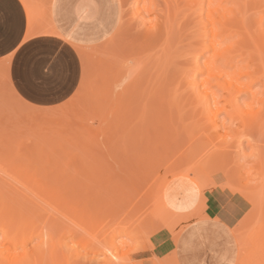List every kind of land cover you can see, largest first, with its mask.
Returning <instances> with one entry per match:
<instances>
[{
	"label": "rangeland",
	"instance_id": "374dc122",
	"mask_svg": "<svg viewBox=\"0 0 264 264\" xmlns=\"http://www.w3.org/2000/svg\"><path fill=\"white\" fill-rule=\"evenodd\" d=\"M27 1L31 4L34 13L30 20L28 11L24 7L28 19V32L24 41L41 35L57 37L69 43L77 51L83 66L81 84L70 100L58 107L37 108L23 102L12 89L8 80L10 58L0 64V71L5 69L6 66L8 67L6 71L0 72V168L4 166L0 169V178L2 177L0 185H5V190L6 188L9 189V192L6 190L7 195L10 192L16 195V197L13 195L15 200L17 196L19 199L24 195L23 200L27 196H30L29 199L31 200V197L35 194L34 192H36L35 189L41 191L42 187H46L43 189L46 191L42 190V194L40 193L43 195L42 198L39 194L33 196L31 201L34 204L29 203L33 207L27 204L28 198L25 201L31 209H40H36L39 212H37L39 217L35 222L38 224L34 228L42 227L47 218L56 223H64V226H69L68 223H82L83 220H80L81 214L85 219L90 218V220L87 219L89 220L87 222L84 219L85 223H94L92 220L95 217L91 215L94 218L92 219L86 213H90L92 208L94 211L97 208L99 210L100 208L97 207L100 206L98 202L107 201V204L102 203L106 204H104L105 212L102 213L103 216L99 213L103 211V206H100L101 210L98 211L100 216H98L97 210L95 211L96 214L92 210L94 212L92 214L98 217L95 223H99L97 225L98 228L100 227L99 231L104 228V236L108 235V228L114 224L115 229L112 235H115L117 243L121 246L120 250L113 254L117 264L125 252L129 253L128 257L132 258L131 263L133 264H173L176 263L174 259L175 244L185 226L198 219L213 217L228 224L237 236L240 244L238 264H264V121L257 127L258 129L253 130L252 140H249L248 137H241V140L237 141L235 138H231L232 134L229 128H235L236 123L235 126L231 125L228 119L225 120V114L218 117L222 129H218L217 132L212 131L204 121L200 122L198 120L202 125L205 123L204 127L207 126L208 129H206L207 127L204 128L207 132L203 131V134L205 133L203 135L200 133L204 130L200 128L202 125L196 123L200 129L197 128L199 129L198 133H195L198 126L193 123L194 119L193 122H189L190 119H188L194 116H190L192 106L188 104V101H191L189 99L190 89L183 83L188 71L187 63H190L188 59L190 58L189 53L192 51L190 44L192 43V33L194 31V17L189 15L190 12L185 7L187 0H108L110 3L105 2L107 9L104 7L103 15L106 18L103 19L98 17V11L96 10L99 2L102 3L101 0L99 2L98 0ZM102 1L104 2V0ZM112 4L113 7L109 14L108 5ZM23 6L25 5L23 4ZM253 11L251 10L252 14ZM255 11L254 14L256 15L254 16L251 15L250 10L247 11L250 17H248L247 12L245 17L243 16L244 27H247L246 30L249 28L250 33L257 30L253 25L254 23L257 26L255 23L257 16V21L260 20L259 14L261 11ZM263 13L262 16H264ZM251 17L254 22H252ZM157 24L160 25L161 30L155 32ZM170 25H173V29L169 28ZM252 26L254 27L253 31L251 30ZM166 29H169V32L171 29V33H168V38L171 37L168 45L164 42V35L166 34L167 37L168 32ZM239 30H242L240 26ZM237 31L233 33V38L236 37H234V34ZM242 31L244 32L245 29ZM239 34L242 33L239 31ZM245 36L248 38L245 34L243 37L238 35V40L240 38L239 41H242L241 39H244ZM235 40L237 39L235 38ZM202 58L200 59L201 64L206 61L205 57ZM204 77L198 78V81L201 78L204 79ZM262 88L256 86L252 90L257 97V104H255L257 106H251L252 109L260 107L259 99L264 96V88ZM171 91H177L173 92V94L176 93L177 100L181 102V99H184L185 101H183L186 102L187 107L185 109L182 107L183 111L180 112L185 114V116H182V119H184L183 117L186 119L184 122L182 119L180 120L177 114L179 110L181 111L180 106L179 110L175 105L172 106L174 109L177 108L178 111L172 108L173 111L170 109L171 106L169 107L170 103H175L173 94H171L173 95L171 96L173 102H170L171 99L168 100ZM244 98L240 100V103H243ZM93 100L96 103L92 102ZM100 105L104 107L103 110H100L102 109ZM199 109H201V106H199ZM158 118H160L159 122L157 121ZM190 126L195 128L194 130L192 127L193 129L191 128L192 130L190 129L189 132L195 133L194 136L191 134L193 138L185 130ZM217 136L221 139H218ZM208 137L209 140L214 139L211 140L213 144L207 139ZM222 137L226 140L225 142ZM193 140L195 143H193ZM190 141L192 143H189ZM60 144L65 145L60 147ZM35 146L37 149L34 148ZM178 153L179 155H177ZM48 156L49 160H45ZM172 157H177V159L172 160ZM76 158H79V160ZM74 159L77 161L74 162ZM171 160L172 162L175 160L174 165L171 164ZM57 161L58 164H56ZM71 161H73V164ZM48 162L50 166L47 165ZM62 162L68 163L66 168ZM166 162H170L168 169ZM25 163H29L28 166ZM70 163L72 166L69 165ZM81 163L83 166L80 165ZM11 164L13 166L10 167ZM53 164H56L57 167ZM74 164L77 168L74 167ZM155 164L157 165L154 166ZM29 165L32 169L30 171L29 168V172H26L25 168L28 170ZM48 166V170L54 166L58 171L62 167V169L67 170V174H62L63 171L60 170V175H58L59 172L57 171L58 174H56V170L52 167L50 172L55 170L53 171L54 174L48 171V175L46 172ZM159 166L166 167L159 168ZM169 166L173 167L169 168ZM156 169H161V171L158 170V173ZM20 170L22 174L19 173ZM85 170L86 172H84ZM173 171L175 173H172ZM24 172L27 174L26 176ZM91 172H94L93 175ZM153 172L155 176H158L156 182ZM177 172H180L181 175ZM3 173H7L8 177L10 175V179H8L7 174L3 177ZM13 173L14 176H12ZM35 173L38 176H34ZM44 174L45 177L48 176L47 179L44 178ZM61 174L69 176L61 177ZM98 175L99 177H96ZM18 177L26 179H23V181L21 179L22 182H18L20 181ZM87 177H89V180ZM8 180L10 181L8 182ZM84 180L86 182H83ZM8 185L10 187L13 185L12 189H15V192ZM48 185H54L55 187ZM20 187L21 189H19ZM51 187H54V189ZM110 187L115 190L111 191ZM30 188L35 189L32 192ZM48 188L52 190L49 193V195H53H51V198L57 197L54 194L58 192V189L59 191L64 190L62 200L67 201L69 198V202L73 200L75 203L68 202L69 207L66 202H63L62 205V201L59 200L62 193L59 194V197L54 198V201H47ZM74 189L76 194L80 196L78 201L75 200L77 195L73 199ZM70 190L74 192L71 191L72 195ZM20 192L23 195H20ZM44 192L46 195L43 194ZM29 193L33 195L31 196ZM0 195V201H2V193ZM34 197L40 199H37V201ZM64 197L67 199L65 200ZM11 198L8 199L7 204L11 206L9 203H17L19 207L20 201L12 202L14 198ZM94 198L99 199L98 202ZM53 203L57 205L54 204V207ZM81 203L83 208L84 206L86 208L83 209L80 206ZM4 205H0V247L5 246L6 248L9 245H7L8 242H5L3 235L5 230H8L7 226L10 229L12 228V225L10 226L8 223L13 218L10 217V222L8 221L7 210L6 219L1 218L2 215L4 216L2 214L5 210ZM8 205L7 209H9ZM27 205L22 206L27 208ZM80 207L86 213H83ZM20 208L24 212V208ZM71 208H73V212ZM77 208L80 213H78ZM12 210L19 212L15 208H12ZM62 211L67 214L64 216L65 213L61 214ZM74 213L76 214L75 217L80 214L75 218L77 222L72 220ZM215 213L221 215L219 214L220 216L217 217ZM14 218L16 219V217ZM14 220L13 222L17 226L16 231L12 230L13 233L22 231L18 226L21 222ZM49 220L47 219V221ZM4 223L7 224L6 227H4ZM59 227V230L57 228L50 230V226L47 229L53 231L54 235H56L55 233L58 235L65 230V228H62V224ZM132 228H134V231ZM163 228L166 230H163ZM127 229L133 234L137 231L145 235L146 232L148 235L146 237L149 239L147 240L153 245L149 244L151 246H147V251L133 252L138 245V240L126 237L125 231ZM103 230L100 232H103ZM151 231H155V233L158 231L156 237L160 236L158 239L156 238L155 244L152 242L151 234L153 233ZM162 231H165V233ZM9 234L11 233L9 232ZM62 235L61 237L65 238ZM20 236L18 237L20 238ZM34 239L33 242L27 244V250L36 245L38 239ZM63 242L60 241L62 245ZM66 245L67 247L63 246V250H66V252H72L76 247L71 239L66 242ZM22 252V250H19L15 254H21ZM173 252L174 257L172 259Z\"/></svg>",
	"mask_w": 264,
	"mask_h": 264
},
{
	"label": "bare ground",
	"instance_id": "6f19581e",
	"mask_svg": "<svg viewBox=\"0 0 264 264\" xmlns=\"http://www.w3.org/2000/svg\"><path fill=\"white\" fill-rule=\"evenodd\" d=\"M22 1V3L25 5L24 7L27 9L26 11H28V15H29V17L28 18H30V20H31V18H32V16H33V13H34V11H33V8H32V6H31V4L27 1V0H21ZM98 2H99V0H98ZM101 2L102 3H100L99 2V6H97L96 7V10L98 11V17H100V19H103V18H106L105 17V15H103V9H104V7H106L105 9H107V6L105 5V2H108V3H110L108 0H104V2L101 0ZM107 4V3H106ZM108 7H109V14H110V12H111V9H112V7H113V4L112 5H108ZM185 7H187L186 9L188 10V12H190V16L191 17H194V26H193V33H192V43L190 44V46H191V52L189 53V61H190V63L188 62L187 63V65H188V71H187V73H186V76H185V78H184V82L183 83H185L187 86H188V89H190V96H189V99L191 100L190 102L188 101V98L186 99L187 101H188V104L190 105L191 104V110H192V112L190 113L191 115L190 116H192V115H194L193 117H189L188 119H190V121L189 122H193L194 124H196V123H198V124H200L199 122H198V120L201 122H205L206 123V125H208V127H210L211 129H212V131L214 130L215 132H217V130L218 129H220L221 128V123L220 122H218V117L221 115V114H225V120L226 119H228L230 122H231V125H234L235 126V123H236V126H235V128H229V131H230V133L232 134V136H231V138H235V140L237 141V140H239L241 137H248V139L249 140H252L253 139V135H252V132H254L253 130L255 129V128H257L261 123H262V121H264V96L261 98V99H259V104H260V107H257V109L255 108H253L252 109V107L251 106H254L255 104H257L256 103V99H257V97H256V94L254 93V92H252V90L256 87V86H260V87H263L264 88V16H262V13L264 12V0H187V3H186V6ZM185 9V10H186ZM186 10V11H187ZM250 10V13H251V10L253 11H255V10H259V11H261L260 12V14H259V12H258V14H259V19L260 20H258L257 21V17H256V21H255V23L257 24V26L253 23V25L255 26V29H257L256 31H253L254 30V27L252 28L251 27V30L253 31V33H250V31L247 29L246 30V28L244 27V17H245V13L247 12V11H249ZM254 11H253V14L251 13V15H256V14H254ZM255 12H257V11H255ZM249 13V14H250ZM179 14V13H178ZM257 14V15H258ZM103 15V16H102ZM176 15V14H175ZM247 15H248V12H247ZM247 15H246V18H247ZM263 15H264V13H263ZM244 16V17H243ZM252 16V17H253ZM262 18H261V17ZM102 17V18H101ZM243 17V18H242ZM248 17H250V15H248ZM251 17V19H252V22H254L253 21V18ZM248 19V18H247ZM246 19V20H247ZM250 20V19H249ZM248 20V21H249ZM248 24H249V22H248ZM251 25V24H250ZM239 26L241 27V29L243 30V29H245V31L243 32L242 30H239ZM169 28H172L173 29V25H170V27ZM237 28V29H236ZM158 30H161V28H160V25L159 24H157V26L155 27V32H157ZM237 30H239L240 31V33H242V34H239V31H237ZM166 31H168L167 32V37L164 35V42H165V44L166 45H168L169 44V42H170V38H168L169 36H168V33H171V29H170V32H169V29H166ZM235 31H237V33H235L234 34V37L237 39V40H235V38H233V33L235 32ZM166 33V32H165ZM244 34L245 35H247L248 36V38L246 37H244V39H241L242 41H239L240 40V38H239V40H238V35L239 36H241V37H243L244 36ZM171 35V34H170ZM243 35V36H242ZM231 38H233V39H231ZM246 39V41H244ZM233 40H235L234 42H233ZM244 41V42H243ZM202 57H205V59H206V61H204V63H200V59L202 58ZM203 59V58H202ZM204 59V60H205ZM9 63V62H8ZM8 63H6V64H8ZM9 66V65H8ZM3 68V67H2ZM8 67L6 66L5 67V69H3L2 71H0V72H3L4 70L6 71V69H7ZM204 77V76H206V77H204V79H202L201 78V80H199L198 81V78H200V77ZM190 78V79H189ZM214 80H215V82H214ZM262 88V89H263ZM173 92H177V91H173ZM173 92L171 91L170 92V95H169V97H168V100L170 101V99L172 98L171 96H173V99H175V103H170V105H169V107L171 106V108L170 109H174V107H172V106H174L175 105V107H177L178 108V110H179V106H180V109L182 108V107H184L183 109H185V107H187V105H186V102H184L185 100L184 99H181V102L179 101V100H177V96H176V93H174L173 94ZM171 94H173V95H171ZM263 94H264V90H263ZM94 96H96V95H94ZM93 97V96H92ZM245 97V98H244ZM94 98V97H93ZM96 98V97H95ZM242 98H244L243 99V103H240V100L242 99ZM172 100V99H171ZM184 100V101H183ZM179 101V102H178ZM92 102H94V100L92 101ZM170 102H173V100L172 101H170ZM94 103H96V102H94ZM178 103V104H177ZM180 103H181V105H182V103H185V104H183L182 106L180 105ZM167 104H168V102H167ZM91 105H93V104H91ZM96 105V104H95ZM176 105H178V106H176ZM185 105V106H184ZM100 106H102V105H100ZM199 106H201V109H199ZM255 106H257V105H255ZM96 107V106H95ZM146 107V106H145ZM97 108V107H96ZM177 108H175L176 109V111H178L177 110ZM98 109V108H97ZM99 109H100V107H99ZM104 109V107L102 106V109H100V110H103ZM146 109V108H145ZM169 109V110H170ZM172 109V110H173ZM174 109V110H175ZM183 109H181V111L179 110L178 111V113L177 112H175V113H177L178 115H179V118H180V120L182 119V116H185V114H184V112H183V114H181L182 113V111H183ZM171 110V111H172ZM173 110V111H174ZM172 111V112H173ZM171 112V113H172ZM181 112V113H180ZM174 113V112H173ZM193 113V114H192ZM130 115V114H129ZM144 115V114H143ZM177 115V116H178ZM172 116H173V114H172ZM198 117H200L199 119H197ZM156 118V117H155ZM154 118V119H155ZM174 118V117H173ZM184 119H182V121L184 122V120L186 121V119H185V117H183ZM196 118V119H195ZM160 118H158L157 119V121L159 120ZM194 119V120H193ZM193 120V121H192ZM197 122H196V121ZM161 121V120H160ZM159 122V121H158ZM204 123V124H205ZM193 124V126H195ZM198 124H196V126H198ZM202 125V124H200V125H202V127H200V128H206V127H204L205 125ZM124 125V124H123ZM161 125V124H160ZM192 125V124H191ZM156 126V125H155ZM193 126H190V128L188 129V128H186L185 130H186V132L187 133H189L190 132V129L193 127ZM208 127L206 128V129H208ZM194 128V127H193ZM192 128V129H193ZM197 128H199V126L198 127H196V129ZM199 128V129H200ZM191 129V130H192ZM199 129H197V130H195V128H194V130H195V133H198L197 131L199 130ZM222 129V128H221ZM233 129V130H232ZM258 129V128H257ZM189 130V131H188ZM193 130V131H194ZM202 130V129H201ZM200 130V131H201ZM140 131V130H139ZM203 131L205 132L206 130L204 129V130H202V132H200V133H202L203 134ZM212 131H211V133H212ZM207 132V131H206ZM214 132V133H215ZM141 133V132H140ZM195 133H193L192 134V131H191V133H189V135H193L194 136V134ZM205 134V133H204ZM203 134V135H204ZM213 134V133H212ZM211 134V135H212ZM191 135V137L193 138V136ZM198 135V134H197ZM214 135V134H213ZM196 136V135H195ZM201 136V135H200ZM215 136V135H214ZM190 137V136H189ZM190 137V138H191ZM218 137V136H217ZM196 138V137H195ZM194 138V139H195ZM198 138V137H197ZM196 138V139H197ZM220 137H218V139H219ZM208 140H209V137L207 138ZM213 139V138H212ZM212 139H210L209 141H211ZM221 139V138H220ZM192 140V139H191ZM207 140V142H209ZM214 140V139H213ZM215 140H216V138H215ZM222 140L225 142L226 140H224L223 139V137H222ZM221 140V141H222ZM234 140V141H235ZM241 140V139H240ZM189 143H192L191 141L189 142ZM193 143H195L194 142V140H193ZM210 143V142H209ZM208 143V144H209ZM211 143L213 144V142L211 141ZM222 143V142H221ZM15 145V144H14ZM47 145V144H46ZM61 145L62 144H60V147H61ZM63 145H65V144H63ZM62 145V146H63ZM38 146V145H37ZM40 146V145H39ZM157 147V146H156ZM155 147V148H156ZM34 148H36V146L34 147ZM43 148V147H42ZM42 148H41V150H42ZM59 148V147H58ZM151 148V147H150ZM37 149V148H36ZM47 149H48V147H47ZM46 149V150H47ZM59 149H61V148H59ZM148 149V148H147ZM158 149H159V147H158ZM13 150V149H12ZM19 151V150H18ZM29 151V150H28ZM31 151H32V149H31ZM34 151H36V150H34ZM40 151V150H39ZM44 151V150H43ZM49 151H51V150H49ZM54 151V150H53ZM63 151V150H62ZM15 152V151H14ZM13 152V153H14ZM41 152V151H40ZM46 152V151H45ZM65 152V151H64ZM58 153V152H57ZM56 153V154H57ZM173 153V152H172ZM175 153H176V151H175ZM11 154V153H10ZM16 154V153H15ZM18 154V153H17ZM55 154V155H56ZM19 155V154H18ZM41 155V154H40ZM51 155H53L52 153H51ZM60 155V154H59ZM58 155V156H59ZM62 155V154H61ZM60 155V156H61ZM171 155H173V154H171ZM176 155V154H175ZM174 155V156H175ZM177 155H179V153L177 154ZM1 156V155H0ZM10 156V155H9ZM46 156V155H45ZM182 156V155H181ZM41 157H43V156H41ZM78 157H80V156H78ZM111 157V156H110ZM6 158V157H5ZM39 158V157H38ZM80 158H82V157H80ZM170 158V157H169ZM168 158V159H169ZM175 158V157H174ZM173 157H172V160L174 159ZM9 159H11V158H9ZM15 159V158H14ZM16 159H17V157H16ZM18 159H20V158H18ZM32 159V158H31ZM40 159V158H39ZM49 160V156H48V158H46L45 160ZM53 159V158H52ZM76 159H78L79 160V158H76ZM84 159V158H83ZM109 159V158H108ZM154 159V158H153ZM167 159V158H166ZM177 159V157L175 158V160ZM3 160V159H2ZM22 160H24V159H22ZM58 160V159H57ZM148 160V159H147ZM155 160V159H154ZM172 160L170 161V162H172ZM174 160V161H175ZM19 161V160H18ZM25 161V160H24ZM63 161V160H62ZM77 161V160H76ZM75 161V159H74V162H76ZM88 161V160H87ZM95 161V160H94ZM108 161V160H107ZM161 161H162V159H161ZM160 161V162H161ZM173 161V162H174ZM189 161V160H188ZM9 162V161H8ZM13 162V161H12ZM16 162V161H15ZM20 162H22V161H20ZM25 162H27V161H25ZM34 162H36V161H34ZM47 162V161H46ZM50 162V161H49ZM49 162L47 163V165L49 164ZM64 162V161H63ZM62 162V163H63ZM72 162V164H73V161H71ZM98 162H99V160H98ZM147 162V161H146ZM153 162V161H152ZM159 162V163H160ZM170 162L169 163H167L166 162V166H167V169H168V164H170ZM173 162L171 163V164H173ZM192 162V161H191ZM7 163V162H6ZM10 163V162H9ZM51 163V162H50ZM59 162L57 161V163L56 164H58ZM86 163V162H85ZM92 163V162H91ZM103 164H104V162H102ZM159 163H157L158 165H159ZM162 163V162H161ZM175 163V162H174ZM18 164H20V163H18ZM26 164V163H25ZM29 164V163H28ZM28 164H26L27 166H28ZM45 165H46V163H44ZM56 164H53L54 166L56 165ZM65 166V168L67 167L66 165L68 164V163H63ZM93 164V163H92ZM157 164H155L154 166H156ZM201 164V163H200ZM7 165V164H6ZM46 165V166H47ZM51 165H52V163H51ZM62 165V164H61ZM70 166H72L71 165V163L69 164ZM69 165H68V167H69ZM75 165V164H74ZM81 166H83L82 165V163L80 164ZM79 165V166H80ZM85 165V164H84ZM91 165V164H90ZM153 165V164H152ZM174 165V164H173ZM11 166H13L12 164L10 165V167ZM21 166V165H20ZM22 166H23V164H22ZM26 166V167H27ZM49 166H50V164H49ZM49 166L47 167V173H48V175H49V172L52 170V167H54V166H52V167H50V169L48 170V168H49ZM78 166V165H77ZM105 166V165H104ZM165 166V167H166ZM171 166V165H170ZM169 166V168H172V167H170ZM4 166H2L1 168H3ZM33 167V166H32ZM38 167V166H37ZM56 167H57V165H56ZM56 167H54V169L56 170L57 168ZM61 167V166H60ZM59 167V168H60ZM74 167H76V165L74 166ZM86 167V166H85ZM95 167V166H94ZM160 167H163V168H165L164 166H159V168ZM0 168V169H1ZM5 168H6V166H5ZM14 169L16 168V167H13ZM29 168H30V171H31V166L29 165V167H28V170L25 168V171L26 172H29ZM33 168H36V167H33ZM43 168V167H42ZM77 168V167H76ZM80 168V167H79ZM90 168H91V166H90ZM101 168V167H100ZM103 168V167H102ZM141 168H143V167H141ZM151 168V167H150ZM154 168V167H153ZM177 168V167H176ZM175 168V169H176ZM190 168V167H189ZM8 169V168H7ZM12 169V168H11ZM19 169V168H18ZM17 169V170H18ZM86 169V168H85ZM88 169V168H87ZM95 169V168H94ZM93 169V170H94ZM104 169V168H103ZM188 169V167L186 168V170ZM22 170V169H21ZM21 170L19 171V173H21ZM46 170V169H45ZM45 170H44V172H45ZM55 170H53V171H55ZM60 170H61V172H62V174H67V170H65V169H62V167L60 168ZM59 170V171H60ZM78 170V169H77ZM82 170V169H81ZM97 170H99V169H97ZM100 170H102V169H100ZM157 170V169H156ZM155 170V171H156ZM159 171H161V169H158ZM158 170L156 171V172H158ZM178 170H180V169H178ZM185 170V169H184ZM49 171V172H48ZM52 171V172H53ZM58 170H56L55 171V173L57 172ZM58 171V172H59ZM154 171V172H155ZM165 172H166V170H164ZM177 171V170H176ZM181 171V170H180ZM189 171V170H188ZM45 172V174H47ZM52 172H50V173H52ZM84 172H86V170L84 171ZM97 172H99V171H97ZM153 172V173H154ZM182 172V171H181ZM1 173H2V171H1ZM12 173V172H11ZM14 173H16V172H14ZM14 173H13V175L12 176H14ZM19 173H18V175H19ZM32 173V172H31ZM37 173V172H36ZM36 173L34 174V176H38V175H36ZM88 173V172H87ZM94 173V172H93ZM93 173L91 172V174L93 175ZM159 173V172H158ZM172 173H175V171H173ZM178 173V172H177ZM176 173V174H177ZM183 173V172H182ZM187 173V172H186ZM7 174V173H6ZM6 174H4L3 173V177H4V175H6ZM22 174V173H21ZM24 174H25V172H24ZM40 174V173H39ZM45 174H44V178H48V176L46 175V177H45ZM53 174H54V172H53ZM56 174H58V173H56ZM61 174V177H67V176H69V175H65V176H63ZM69 174V173H68ZM88 174H90V173H88ZM179 175H181L180 174V172L178 173ZM17 175V176H18ZM27 174H25V176H26ZM43 175V174H42ZM51 175V174H50ZM58 175H60V172H59V174ZM74 175V174H73ZM97 175V174H96ZM158 175V174H157ZM174 175V174H173ZM11 176V177H12ZM16 176V177H17ZM21 176V175H20ZM23 176V175H22ZM29 176V175H28ZM81 176V175H80ZM86 176H89V175H86ZM101 176V175H100ZM154 176H155V173H154ZM7 177H8V174H7ZM94 177V176H93ZM96 177H99V175L98 176H96ZM157 177L158 176H155V182H156V179H157ZM2 178V177H1ZM0 178V179H1ZM19 178V177H18ZM18 178H16V179H18ZM36 178V177H35ZM43 178V179H44ZM46 178V179H47ZM58 178V177H57ZM74 178H76L75 176H74ZM84 178V177H83ZM89 177H87V179H88ZM153 178V177H152ZM8 179H10V175H9V177H8ZM20 179V178H19ZM18 179V180H19ZM22 179V181H23V179L25 180L26 178H21ZM21 179H20V181H18V182H22L21 181ZM56 179V178H55ZM82 179V178H81ZM95 179H97V178H95ZM160 179V178H159ZM3 180V179H2ZM29 181H32V180H30V179H28ZM35 180V179H34ZM39 180V179H38ZM51 180H52V178H51ZM79 180V179H78ZM77 180V181H78ZM86 180V179H85ZM83 181V182H86V181ZM89 180V179H88ZM93 180V179H92ZM4 181V180H3ZM10 180H8V182H9ZM14 181V180H13ZM80 181V180H79ZM90 181H91V179H90ZM99 181H100V179H99ZM1 182V181H0ZM7 182V181H6ZM34 182H36V181H34ZM33 182V183H34ZM38 183H39V181H37ZM76 182V181H75ZM92 182V181H91ZM159 182V181H158ZM2 183V182H1ZM24 183H25V181H24ZM24 183H22V184H24ZM26 183H28V182H26ZM32 183V184H33ZM43 183V182H42ZM73 183V182H72ZM90 183V182H89ZM5 184V183H4ZM21 184V183H20ZM19 184V185H20ZM40 184V183H39ZM76 184H77V182H76ZM79 184H83V183H79ZM86 184V183H85ZM103 184L105 185V183L103 182ZM34 185V184H33ZM43 185H44V183H43ZM55 185V184H54ZM54 185H48V186H54ZM66 185V184H65ZM98 185V184H97ZM7 186V185H6ZM21 186V185H20ZM28 186H30L29 185V183H28ZM38 186V188H39V185H37ZM42 186V185H41ZM56 186V185H55ZM54 186V187H55ZM80 186V185H79ZM115 186V185H114ZM118 186V185H117ZM8 187L9 188H11V190H15V189H12V187H13V185L10 187V185H8ZM35 187V186H34ZM54 187H51V188H53L54 189ZM58 187V186H57ZM56 187V188H57ZM77 187V186H76ZM87 187V186H86ZM90 187V186H89ZM104 187V186H103ZM102 187V188H103ZM105 187H106V185H105ZM133 187H134V185H133ZM26 188H27V186H26ZM46 188V187H45ZM45 188H43L42 187V189H41V191L43 190V189H45ZM50 188V187H49ZM49 188H48V190H49ZM66 188V187H65ZM95 188V187H94ZM107 188H109V186H107ZM106 188V189H107ZM118 188V187H117ZM17 189H18V187H17ZM19 189H21V187L19 188ZM35 188H30V191L32 190V192H33V190H34ZM40 189V188H39ZM104 189V188H103ZM6 190H7V188H6ZM5 190V185L4 186H1L0 185V193H2V196H3V198H2V201H0V205H4V212L2 213V214H4V216L2 215V217L1 218H3V219H6V210H7V213H8V215H7V219H8V221L11 219V218H13L12 220H11V222H13V220L15 219L14 217H16V221H19V222H21V223H19V227H20V229L22 230V231H17V233L19 234V235H16L17 233L15 232L16 231V224L14 223H11L10 221V223H8V224H10V226L12 225V228L10 229L8 226H7V224L6 223H4V227H6V228H8V230L6 229L5 230V232H4V235H3V237H4V240H5V242H8V244L7 245H9V246H7L6 248H5V246L4 247H0V264H117V262H116V260L114 259V257H113V254H114V252H116V251H119L120 250V245L117 243V240H116V237H115V235H112V233H113V230L115 229V226H114V224L113 225H110V227L108 228L109 230H107V231H109V233H108V235L106 236H104V228L103 229H101L100 231H102L103 230V232H100L99 231V228L97 227V225L99 224V223H95L97 220H98V217H96V216H94L93 214H92V212L94 211L93 210V208H92V210H90V213H86L85 212V210H83L84 208H86V206H84V208H83V206H82V203H81V205L80 206H82V211H83V213L85 212L86 213V215L88 214V215H92L93 217H95V219L92 217V219H94V220H92V222H94V223H85V222H87V221H89L90 220V218H83L82 216H83V214H79L81 217V219L80 220H83V222H84V219H85V222L83 223H68L69 224V226H64V223H56L55 221H51V219L50 218H47L49 221H47V219H46V221L47 222H49V223H47L46 221H45V223L43 224V226L42 227H39V228H37V229H35L34 227H36L35 225L36 224H38V223H35V222H37L36 221V219H38V217L39 216H37V214L39 213L38 212V210H40V209H38V208H36V209H38V210H34V208H32L31 209V207H33L32 206V204H34L31 200H33L32 198H33V196L36 194H39V196L42 194V192L41 191H39L38 189L36 190L35 189V191L36 192H34L35 194L32 196L30 193V195L32 196L31 197V200L29 199L30 198V196H27V197H25L26 199L25 200H23L24 199V196H22V197H20L19 199H18V196H17V199L16 200H19L20 201V204H19V207H22V208H24L23 210H24V212H25V209H26V212L25 213H27V214H25L23 211H22V209L20 208L19 209V207L17 206V203H9V204H11V206H9L7 203V201H9L8 199L9 198H14V196L16 197V195H14V194H11L12 192H10V194H11V196H10V194L8 193V195H7V191L9 190H7L6 191ZM27 190V189H26ZM81 190H82V188H81ZM80 190V193L82 192ZM85 190V188L83 189V191ZM97 190V189H96ZM110 190L111 191H113V190H115V189H113L112 190V188L110 187ZM134 190H135V188H134ZM134 190H133V192H134ZM17 191V190H16ZM19 191V190H18ZM20 191H22V190H20ZM29 191V192H30ZM38 191V192H37ZM43 191H46V190H43ZM50 191H52V190H49L48 191V193H47V195L51 198V195H49V193H50ZM55 191V190H54ZM54 191L52 192L53 194H54ZM58 192V194L56 193V194H54V196L55 195H57V197H59V194L61 195V193L64 191H59V189L57 190ZM71 191L72 190H70V194L72 195V193H74L76 190L74 189L73 191H72V193H71ZM91 191V190H90ZM139 191V190H138ZM138 191H136V192H138ZM9 192V191H8ZM15 192V191H14ZM60 192V193H59ZM79 192V191H78ZM77 192V193H78ZM93 192V191H92ZM41 193V194H40ZM69 193V192H68ZM88 193V192H87ZM20 195H23L21 192L19 193ZM43 194H45L46 195V193L44 192ZM82 194V193H81ZM97 194V193H96ZM135 195H136V193H134ZM14 195V196H13ZM63 195H64V193H62V197L60 196V199L59 200H61L62 201V205H63V202L65 203L66 202V205H67V203L69 202V198H68V200L67 201H63L62 199H63ZM68 195V194H67ZM75 195V196H74ZM73 195V199L74 198H76V192H75V194ZM91 195V194H90ZM98 195V194H97ZM113 195V194H112ZM48 196H47V201H54L55 199L54 198H57V197H54V198H49L48 199ZM53 196V195H52ZM65 196H66V194H65ZM86 196V195H85ZM95 196V195H94ZM99 196H101V195H99ZM115 196H116V194H115ZM43 197V195H41L40 196V198H42ZM78 197H80L79 195H77V198L75 199L76 201H78ZM97 197V196H96ZM0 198H1V195H0ZM11 198V199H12ZM23 198V199H22ZM27 198H28V200H27ZM36 198V200L38 199H40V198H38V197H34V199ZM65 198V197H64ZM90 198V197H89ZM21 199V200H20ZM67 198H65V200H66ZM98 199V198H97ZM103 199V198H102ZM16 200H15V198H14V200L12 201V202H16ZM27 200V204L28 205H30L31 207H29L26 203H25V201ZM30 200V201H29ZM37 200V201H38ZM56 200H58V199H56ZM94 200L95 201H97L98 202V200H96L95 198H94ZM93 200V201H94ZM19 201H17L18 203H19ZM29 201V202H28ZM90 201V200H89ZM88 201V202H89ZM112 201V200H111ZM11 202V201H10ZM32 203V204H29V203ZM41 202H43V200H41ZM44 202H46V201H44ZM103 202H105V201H103ZM103 202H98V204L102 207L103 206V208H102V210L103 211H100L99 213H101V215H102V213L104 214V212H105V208H104V206L107 204L106 202V204L104 205V204H102ZM156 202V201H155ZM154 202V203H155ZM50 203H52V202H50ZM49 203V204H50ZM61 203V202H60ZM69 203H71V204H74L75 202L72 200L71 202H69ZM94 203V202H93ZM23 206H26L27 205V208L29 207V209H27L26 207H23ZM24 204H26V205H24ZM54 204H56V203H53V206L55 207V205ZM70 204V205H71ZM80 204V203H79ZM7 205L9 206L8 208L9 209H7ZM12 205H13V207H12ZM15 205V206H14ZM50 205H52V204H50ZM49 205V206H50ZM57 205V204H56ZM59 205V204H58ZM84 205V204H83ZM52 206V207H53ZM60 206V205H59ZM68 206V205H67ZM89 206V205H88ZM100 206H97V207H99L100 209L99 210H101V207ZM10 207H12V208H15V209H18L19 210V212L17 211H13L12 210V208L10 209ZM58 207V206H57ZM69 207V206H68ZM79 207V206H78ZM95 207V206H94ZM59 208V207H58ZM67 208V207H66ZM109 208V207H108ZM108 208H106V210H108ZM111 208V207H110ZM69 209V208H68ZM72 210V212L74 211L73 210V208H71ZM95 209V208H94ZM98 209V208H97ZM97 209H95V211L97 210ZM12 210V211H11ZM22 212H21V211ZM63 210V209H62ZM70 210V209H69ZM77 210H78V208H77ZM99 210H97V213H98V211ZM9 211H11V212H13V213H9ZM70 211V212H71ZM76 211V210H75ZM79 212L78 213H80V210H78ZM94 211V212H95ZM16 212V213H15ZM38 212V213H37ZM64 211H62L61 212V214L63 213ZM69 212V211H68ZM72 212H71V214H72ZM93 212V213H94ZM65 213V212H64ZM76 213V212H75ZM74 213V218L72 219V220H74V221H76L77 222V220L75 219V218H77L79 215H78V213H77V217H75V214ZM99 213H98V216H100L99 215ZM207 213H209V212H207ZM19 214V216L17 217V215ZM67 213H65L64 214V216L66 215ZM70 214V213H69ZM70 214V215H71ZM95 214H96V212H95ZM111 214V213H110ZM210 214V213H209ZM220 214V213H219ZM216 215V213H215V215L218 217V216H220V215ZM28 215H29V217H28ZM31 215V216H30ZM85 215V214H84ZM87 215V216H88ZM197 215H198V213H197ZM204 215V214H203ZM214 215V214H213ZM214 215V216H215ZM34 216H36V217H34ZM63 216V215H62ZM89 216V217H90ZM103 216V215H102ZM112 216H114V215H112ZM206 216V215H205ZM209 216V215H208ZM11 217V218H10ZM50 217H52V216H50ZM67 217H69L68 215H67ZM85 217V216H84ZM149 217V216H148ZM201 217H203V216H201ZM34 218H35V220H34ZM70 218V217H69ZM87 219H89V220H87ZM153 219V218H152ZM14 220V221H15ZM67 220H68V218H67ZM96 220V221H95ZM114 220H116V219H114ZM154 220V219H153ZM7 221V222H8ZM59 221V220H58ZM69 221V220H68ZM151 221V220H150ZM54 222V223H53ZM153 222V221H152ZM191 223V222H190ZM6 224V225H5ZM58 224V225H57ZM61 224H62V228L64 229L65 228V230H63L62 232L64 233H59L58 235H57V233H55L56 235H54L50 230L53 228H57L58 230L60 229V227L59 226H61ZM14 225V226H13ZM50 226V230H48L47 228ZM106 226H107V224H106ZM14 227V228H13ZM186 227V226H185ZM107 228V227H106ZM156 228V227H155ZM5 229V228H4ZM15 230L14 232L16 233H13V231L12 230ZM52 229V230H53ZM134 228H132V230H133ZM158 230V229H157ZM163 230H166L165 228H163ZM7 231V232H6ZM134 231V230H133ZM156 231V230H155ZM155 231H151L153 234H151V238H152V242H154V244L156 243V238L158 239L159 237L157 236L156 237V234L158 233V231H157V233H155ZM9 232L11 233V234H9ZM21 232V233H20ZM136 233L135 234H133V232H131L130 230H128L127 229V231H125V235H126V237H128V238H132V239H136V240H138L137 241V247H136V249L133 251V252H139V251H147L146 249H148L147 248V246H151V245H153V243L151 244V243H149V239L146 237V232H145V235L143 234V233H141V232H137V231H135ZM162 232H164L165 233V231H162ZM161 232V233H162ZM13 233V234H12ZM103 233V234H102ZM167 233V232H166ZM20 234H21V236H20ZM160 234V233H159ZM11 235V236H10ZM25 235H27V236H25ZM61 235L62 236H65V238H62L61 237ZM158 235V234H157ZM18 236H20V238L18 237ZM55 236H57V237H55ZM148 236V235H147ZM162 236V235H161ZM59 237V238H58ZM88 237H90L88 240H86ZM34 238H37L38 239V241H37V243H36V245H34V247H32V248H30V250H27L26 248V246H27V244L30 242L31 243V241L34 239ZM58 239H59V241H58ZM69 239H71L72 241H73V244H75L76 245V247H74V253H72V252H66V250H63V246H65V247H67V245H68V243H67V245H66V242L69 240ZM148 239V240H147ZM35 240V239H34ZM185 240V239H184ZM60 241L62 242V241H64L63 242V245L60 243ZM151 241V240H150ZM33 242V241H32ZM35 242V241H34ZM139 242V243H138ZM136 243V242H135ZM149 244H151V245H149ZM175 244V243H174ZM151 248V247H150ZM154 248H155V246H154ZM19 250H22L23 252L21 253V254H15L17 251H19ZM57 251H58V253H57ZM85 251V252H84ZM153 252H154V250H153ZM128 254L129 253H127V252H125V253H123V255H122V258H120V260H118V264H130L131 262H132V258L131 257H128ZM173 257H174V252H173V255H172V259H173ZM205 258V257H204ZM175 259V258H174ZM174 262H175V260H174ZM173 263V262H172ZM131 264H133V263H131ZM173 264H176V263H173Z\"/></svg>",
	"mask_w": 264,
	"mask_h": 264
},
{
	"label": "crops",
	"instance_id": "0c3cea01",
	"mask_svg": "<svg viewBox=\"0 0 264 264\" xmlns=\"http://www.w3.org/2000/svg\"><path fill=\"white\" fill-rule=\"evenodd\" d=\"M27 32L22 2L0 0V64L10 58L8 80L12 89L32 107L63 105L81 84V59L69 43L57 37L41 35L24 41ZM50 60L56 65L54 73L42 71L52 67ZM239 259L240 244L234 231L213 217L191 222L175 244L176 264H238Z\"/></svg>",
	"mask_w": 264,
	"mask_h": 264
},
{
	"label": "snow or ice",
	"instance_id": "6c2138e0",
	"mask_svg": "<svg viewBox=\"0 0 264 264\" xmlns=\"http://www.w3.org/2000/svg\"><path fill=\"white\" fill-rule=\"evenodd\" d=\"M49 63L52 64V67H51V68L42 69V71H45V70H46V71H48V72H53V73H54V72L56 71V65H55V63H54L53 61H51V60L49 61Z\"/></svg>",
	"mask_w": 264,
	"mask_h": 264
}]
</instances>
